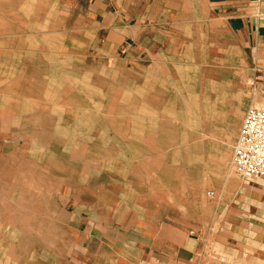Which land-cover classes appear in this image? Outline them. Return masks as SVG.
Segmentation results:
<instances>
[{"label":"rangeland","instance_id":"obj_1","mask_svg":"<svg viewBox=\"0 0 264 264\" xmlns=\"http://www.w3.org/2000/svg\"><path fill=\"white\" fill-rule=\"evenodd\" d=\"M253 59L203 0H0V264H63L68 227L119 203L114 222L239 214Z\"/></svg>","mask_w":264,"mask_h":264},{"label":"crops","instance_id":"obj_2","mask_svg":"<svg viewBox=\"0 0 264 264\" xmlns=\"http://www.w3.org/2000/svg\"><path fill=\"white\" fill-rule=\"evenodd\" d=\"M203 2L208 20L225 23L254 55V81L264 88V0ZM241 188L239 214H227L220 227L212 218L206 225L162 222L158 226L120 217L114 222L116 214H131L133 208L121 207L122 203L111 211L102 208L112 216L68 227L73 239L64 249L63 264H264V176ZM73 246L79 254L73 253Z\"/></svg>","mask_w":264,"mask_h":264},{"label":"built area","instance_id":"obj_3","mask_svg":"<svg viewBox=\"0 0 264 264\" xmlns=\"http://www.w3.org/2000/svg\"><path fill=\"white\" fill-rule=\"evenodd\" d=\"M232 163L244 179L264 176V108L250 106L233 144Z\"/></svg>","mask_w":264,"mask_h":264}]
</instances>
